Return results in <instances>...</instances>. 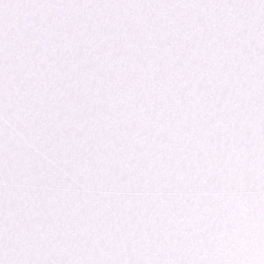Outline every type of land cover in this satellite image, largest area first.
Listing matches in <instances>:
<instances>
[{
    "label": "snow or ice",
    "instance_id": "snow-or-ice-1",
    "mask_svg": "<svg viewBox=\"0 0 264 264\" xmlns=\"http://www.w3.org/2000/svg\"><path fill=\"white\" fill-rule=\"evenodd\" d=\"M0 264H264V0H0Z\"/></svg>",
    "mask_w": 264,
    "mask_h": 264
}]
</instances>
